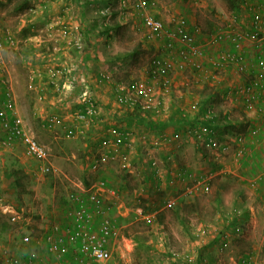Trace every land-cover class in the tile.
<instances>
[{
  "label": "rangeland",
  "instance_id": "374dc122",
  "mask_svg": "<svg viewBox=\"0 0 264 264\" xmlns=\"http://www.w3.org/2000/svg\"><path fill=\"white\" fill-rule=\"evenodd\" d=\"M23 1L0 0V32L4 36H12L14 40V45L9 42L6 44L4 65L0 67V80L1 83L5 81L6 85L12 88L15 114L22 119L29 134L47 149L50 163L58 172L54 175L37 177L35 173L38 161L28 158L23 145L0 149L1 203L10 204L20 214L22 212L21 218L14 224L10 223L0 212V250L20 251L22 253L17 256H21L23 252L33 250L30 247L22 248L15 245L22 236L42 240L45 233L55 223L61 225L64 230L71 228V213L74 212H71V206L76 204L71 196L77 193V196L85 197V189H89L95 183L105 182L108 191L116 193L114 197L111 194L106 195L105 202L107 207L111 208V215L116 218L118 231L112 257L107 264H180L178 261L170 260L168 255L164 254V237L160 234L158 222L153 219V216L159 212L165 213L163 225L168 230L174 250L182 253L199 250V246L190 240L183 229L184 226L180 223L181 218H185L186 222L197 229L202 226L208 227L201 237L200 244L205 254L214 256L215 264H242L245 257L249 258L252 264H264V117L255 116L251 132L243 136V145L246 148L243 156H239L236 152V147L240 145L236 136L227 135L226 141L224 140L227 149L220 150L216 144V148L209 151V157L205 160L201 157V152L192 138L177 136L178 138H174V141L169 144L152 147L150 142L142 143L137 139L143 132L147 134L149 140L153 136H155L153 138H158L159 133L157 131L148 133L142 126H135L136 141L133 142L134 154L132 155L134 163H129L128 166L115 160L103 165L98 171H94L88 165L90 157L104 152L105 149L102 148L101 151L100 144L95 143L89 147L87 143L89 139L97 140L100 135L98 134L99 129L97 125H94L86 130V133L77 135L75 138L66 137L67 131L73 126L72 111L74 108L62 106L61 111H57L58 101L61 102L57 98L62 96L51 86V70L55 67H70L79 73L80 71L77 70L81 68L78 62H80L81 55L85 54L84 57H86V54L91 52L90 41H96L97 51L105 56L114 54V51L125 47L135 48L138 44H144L143 17L132 6H126L127 10L119 12L115 17L129 23L125 39L106 45L104 37L94 36L90 41L87 40V44L83 36L84 50L80 54L72 48L65 47L60 28L63 24H69L78 26L82 31V21L89 24V17L96 12L95 10L83 13L75 1L68 0L66 4L63 3L64 0L48 2L44 0L33 14L29 12V8L36 5L35 0H28L29 8L20 6ZM156 1L157 6L151 9V13L161 16L166 30L173 28L171 23L173 18H185L189 21L191 20L190 15L195 16L200 24L190 22L189 25L201 26L202 34L207 36L202 37L204 43H199L200 45H204L210 34L219 28L230 26L240 29L226 0ZM115 7L118 9L123 7L120 0L115 1ZM164 42L165 39L148 42L149 46L145 45L143 48L145 50L141 54L140 63L125 62L115 65L118 67L116 69L118 75L122 77L126 72H130L134 79L147 83L150 78L148 73L152 58L161 55L164 59L168 54L165 49L158 51V47H162ZM49 44L52 50L47 49L50 48ZM40 45L45 49H41ZM209 50L211 55H214L217 48L213 46L207 51ZM43 51L47 52L45 62L40 58ZM253 52H258V48L253 47ZM206 53L205 57L210 58V54ZM88 55L91 56L90 53ZM211 59L214 57L211 56ZM91 60V57L86 59L88 65ZM195 60L200 62L202 59L196 58ZM102 67L104 68L103 65ZM44 76H47L45 80H43ZM201 76L203 74L192 72L191 66L184 71H175L171 86L166 91L159 89L156 92V96L163 100V108H168L172 102L171 93L173 98L177 96V100L181 97L188 99L187 94L191 92L196 91L201 94L207 85L216 90L218 86L209 82L207 78L200 79L201 81L198 82ZM84 78L88 85L94 84L91 76L86 75ZM238 78L239 76L229 74V81L226 85L231 83L230 79L235 82ZM36 80L42 83L37 84ZM110 80L115 82L113 79ZM193 86H202V89L194 87L193 90ZM1 92L0 87V94ZM222 97L224 98V95ZM229 98L223 99V103L218 104L217 109L229 108L231 104ZM201 99L202 95L195 101L198 102ZM256 105L260 106V104ZM117 109L125 111L119 107ZM48 112L59 114L62 120H65L64 124L47 129L43 118H46ZM86 148L90 151L87 152ZM162 154H168V161L161 157ZM135 157L139 160L134 159ZM152 157L156 159L163 173L170 168H175L188 171L194 176L211 178L213 183H211L210 190L201 192L199 196H186L184 185L177 182L169 183L164 174V181L160 183L161 189L147 198L146 187L151 189L152 184L148 182L146 186L145 182L151 176L149 161ZM209 160L212 161L211 164ZM219 165L221 169L215 170ZM21 167L25 168L30 175V179L26 182V191L13 187L8 177H5V180L9 181V186H3L5 184L1 183V176ZM247 172H250L251 176H248ZM217 175L223 176V179L216 178ZM124 182L128 185L122 186ZM219 189H222L220 195L223 199V206H225L224 211L228 212L233 208L240 211L245 209V211L240 222V232L233 238L225 233L213 246L209 243L222 229L221 214L218 213L216 203ZM240 190L245 196L242 206H240L242 199L238 201ZM169 198L176 199L177 206L173 209L166 208V200ZM234 198H236L235 204L232 203ZM139 199L141 202L138 201ZM145 206L153 211L149 209V212L144 214L142 210ZM179 213H181L180 216ZM25 219L30 220L31 223ZM137 238L156 243L158 247L148 250L139 245ZM36 250L39 253L43 251L41 247ZM39 259L40 262L48 261L45 254H41ZM54 263L56 264V261ZM63 264L73 263L72 261L69 263L67 258Z\"/></svg>",
  "mask_w": 264,
  "mask_h": 264
},
{
  "label": "built area",
  "instance_id": "2783aa9c",
  "mask_svg": "<svg viewBox=\"0 0 264 264\" xmlns=\"http://www.w3.org/2000/svg\"><path fill=\"white\" fill-rule=\"evenodd\" d=\"M262 1L249 6L251 21L248 30L230 26L219 28L210 34L204 45H200L197 39L199 36L204 37L202 28L197 24L189 25L185 18H173L171 20L173 28L166 30L164 22L155 18L151 13V9L157 6L156 0H121L120 3L124 8L130 5L141 14L144 30L150 39H165L164 49L168 53L161 61V64H165L164 67L156 66L157 76L154 81L149 84L136 83L135 88L126 95L124 100L130 105L138 103L142 109L157 108L161 104L160 98L156 96V92L161 89L158 82L164 80L165 88H169L172 84L173 76L169 78L164 76L166 70L170 69L174 73L177 70L184 71L191 66L197 70V73L203 74V77L216 84L221 93H226V99L230 97L228 99L231 102L230 110L231 107L242 105L255 116L264 117V0ZM29 12L36 13L35 7L29 8ZM60 32L66 44L65 47L83 49V33L78 26L63 24ZM249 41L258 48V52L253 56L244 52ZM8 42L14 45L13 37L4 36L0 32V67L4 65ZM225 44L230 45L231 49L220 50L215 59L205 57L206 50L213 46L219 48ZM196 58L202 60L197 62ZM229 69L233 70V76L236 75L239 78L235 82L230 79L231 83L226 85L229 81V74L222 76L221 72ZM74 71L70 67H55L50 74L51 86L63 99L67 100L71 97L74 102L71 105L76 107L72 115V129H69L66 134L68 138L84 134L94 124L101 122L100 106L93 88L83 79L79 78L78 82V76L74 74ZM3 82L6 86V93L0 107V149L23 145L27 156L39 162L35 173L37 177L56 174L58 171L50 163L47 149L29 134L22 119L15 114L12 88L7 86L5 81ZM120 88L124 87L120 86ZM74 93L76 96H73ZM45 120L47 129L59 124L63 125L65 121L57 113L48 115ZM132 140L131 133H122L116 127L110 128L105 141L100 146L101 151L102 148L105 151L99 152L100 155L93 160L92 170L97 171L103 165L115 160L128 165L131 161L130 154L134 150ZM237 140L240 145L236 147V152L239 156H243L246 151L243 145L244 137L241 135L237 137ZM171 141L172 138L165 136L156 140L153 147H160ZM223 149H227L226 146ZM124 151L127 153L124 154ZM153 167L155 176L161 179L163 172L156 160L153 162ZM164 174L167 179H170L169 183H182L186 195H200L201 192H208L211 187V178L194 176L183 169L170 168ZM85 194L86 197H79L75 194L71 196L78 206L77 210L71 213V228L64 230L61 225L55 223L51 226L50 232L46 233L42 240L37 241L38 245L44 243L46 252L53 259V262L48 261L42 264L63 262L69 254H71L73 264H107L110 261L118 231L116 218L111 215V208L107 207L105 196L111 194L114 197L116 193L109 192L105 182H99L85 189ZM1 201V214L7 216L10 223H16L21 218L22 212L20 214L10 204L5 205ZM176 203V199L169 198L166 200V208H173ZM199 234L204 235L202 232ZM32 241L28 236H22L19 244L21 247H28ZM32 249L22 258L7 249H2L0 250V264H41L38 251ZM242 264H252V262L245 257Z\"/></svg>",
  "mask_w": 264,
  "mask_h": 264
},
{
  "label": "trees",
  "instance_id": "16d2710c",
  "mask_svg": "<svg viewBox=\"0 0 264 264\" xmlns=\"http://www.w3.org/2000/svg\"><path fill=\"white\" fill-rule=\"evenodd\" d=\"M51 0H45V2H48ZM66 3L68 0H64ZM75 1L76 5L80 8V11L83 13H89L92 9L95 10V13H92V16H90L89 24H85L82 21V33L85 38V41L87 43V40L90 41L91 37L94 38V36H102L105 39L106 45H110V43H116L119 40H123L126 37L127 28H129V23L124 22L123 20H119L115 18L119 12H125L127 8H116L115 7V1L116 0H71ZM228 3V6L232 12H236V9L239 7L238 0H226ZM36 5L32 6L37 8V6H41L44 0H35ZM67 4V3H66ZM29 8V1L24 0L20 6ZM46 6V5H45ZM105 6V7H104ZM30 7V8H32ZM38 7V8H39ZM104 7V8H103ZM37 8V9H38ZM43 9V8H42ZM46 11V10H45ZM34 14V13H33ZM155 18H158V16L154 15ZM81 30V29H80ZM144 44H138L135 48H124L122 50H116L114 51V54H110L107 57L112 58L115 63H125L128 62V64L134 63H140L142 61V52L145 50L144 46L147 45V43L152 40L150 39V36L146 34V31L144 30ZM161 41L162 38L158 39V41ZM143 42V41H142ZM166 41L162 45V47H158V51H161L164 49ZM88 44V43H87ZM74 49L77 53L79 52L81 54L82 50ZM221 49L218 48L217 51L215 50L216 54L211 55L209 52V56L211 58L214 57V59L218 56V52ZM246 52V51H244ZM248 52V51H247ZM246 52V53H247ZM84 53V52H83ZM250 54V53H248ZM85 56V54H84ZM162 57L160 56H154L151 60V68L148 73L149 75V81L147 83H143L141 81H138L134 79V76L132 73L128 72L125 73L119 80H115V82H109L108 85L112 87L113 97L116 103L120 104L121 106H125L128 109H132L135 111L134 118L137 119L136 123L133 124L130 129L122 130V133H131L133 135V138H135V126L139 127L142 126L146 132H158V138H163L165 136L172 138V141H174V138H178L177 136H185L192 138L196 147L201 152V157L205 160L209 157V151L216 148V144L218 149L222 150L226 144L224 143L226 141L227 135L229 137L236 136L238 134L239 136H243L246 133H250L252 130V127L254 125L255 115L253 112L248 110L247 108H244L241 112L237 113V115H232L231 112H229L228 108H220L217 109V105L223 103V93L221 95L218 91L215 90V88L207 85L205 86L202 95V99L197 101H194V94H187V98H177V96H174L171 93L172 102L168 106V108H163V100H161V104L157 106V108H151V109H142L138 103L130 105L128 101H125L124 98L126 95H128L129 92H131L135 86L136 83H142V84H149L154 81L156 78V66L157 67H164V63L161 64ZM160 62V64L158 63ZM158 63V64H157ZM216 69L217 67H213ZM188 69V68H187ZM186 69V70H187ZM192 72H197L196 69L191 68ZM218 73L217 71H215ZM228 71L221 72V75L224 76ZM230 73V72H229ZM127 74V77H125ZM173 71L170 69L166 70V73L164 76L167 78L173 76ZM47 76H44L46 79ZM125 77V78H124ZM111 78V77H110ZM108 77L99 76V79H101L102 82L107 83L109 81ZM40 79V78H39ZM34 80V79H33ZM244 80V79H241ZM151 81V82H150ZM37 82V80H36ZM158 85L161 89L166 91L167 88L164 87V80H160L158 82ZM120 86L124 87L123 89L120 88ZM0 87L2 88V92L0 94V104L2 105V102L5 98L6 93V86L4 83H1L0 80ZM194 87L193 86V90ZM227 88V86H226ZM198 89V87H197ZM202 89V88H201ZM189 100V101H188ZM191 101V102H190ZM0 105V107H1ZM44 126L46 127L47 122L46 120L43 121ZM133 127V128H132ZM1 133V132H0ZM170 133V134H167ZM145 132H143L142 135H139L138 141L140 142H150V146L153 147L154 142L158 140V138L150 137L149 140L148 136H146ZM225 140V141H224ZM105 141V140H104ZM171 141V142H172ZM101 142V140H100ZM98 142V144L100 143ZM103 142V141H102ZM102 142L100 144H102ZM170 142V143H171ZM224 143V144H222ZM169 144V143H166ZM162 146V145H161ZM124 154L127 152L124 151ZM138 157V156H137ZM135 157L134 159H136ZM165 161H168V154H162L161 156ZM139 158V157H138ZM137 158V159H138ZM131 162L134 163L133 159ZM152 163V160H151ZM209 163L211 164L212 161L209 160ZM153 166V165H151ZM221 166H216L215 170H219ZM253 171V170H252ZM9 179H11V185L13 187H18L21 189H24L22 191H26V182L30 179V175L25 171V168L21 167L16 170H11L8 174H6ZM248 176H251L250 172H247ZM216 178L223 179V176H216ZM215 178V179H216ZM214 179V178H213ZM214 179V180H215ZM260 179V178H259ZM170 179L168 178V181ZM157 180L152 176H149L145 182V185L147 186L148 182L151 183V189L146 187L145 192H147L149 198L151 194L154 192H157L158 190L155 188V182ZM262 181V180H260ZM213 183V180L212 182ZM107 186V184H106ZM222 190V189H221ZM221 190H218L217 194V210L218 213L221 214L220 222L222 223V229L220 232H218L217 237L213 239L209 245H215L221 237L224 236V234H228L231 238L236 236L241 229L240 222L241 218L243 217V213L245 209H242V211L238 210L237 208H233L230 211L226 212L224 211L223 206V199L221 198ZM1 192V190H0ZM21 192V191H20ZM77 193H75L76 195ZM239 194V200L240 206L243 204V199L245 198L243 192L240 190L238 191ZM1 197V195H0ZM86 197V196H85ZM139 202L140 199L138 200ZM232 203H236V198H234V201ZM71 212L77 210L78 206L76 204H73L71 206ZM176 205L173 207L175 208ZM170 208V209H173ZM151 209L148 206L143 207V213L146 214L149 212L148 210ZM152 210V209H151ZM150 210V211H151ZM153 211V210H152ZM179 216L181 213L178 214ZM164 212H159L156 215L153 216L154 221L158 222V226L160 229V234L164 237L163 247H164V254H167L170 260L178 261L180 264H215V258L213 255L205 254L203 252L202 246H201V234L202 232L204 234L205 230L208 229L207 226H202L201 229L196 230L192 224L186 222L185 218H181L180 223L184 226L183 229L185 232H187V235L189 236L190 240L195 242L197 246H199V250L195 252H187L182 253L178 250H174L173 248V242L171 240V237L168 234V230L163 225L164 222ZM146 223V222H145ZM137 242L141 247H145L148 250L151 249H157L158 244L156 243H149L148 241H143L140 238H137ZM207 243V244H208ZM23 248V247H22ZM202 249V250H201ZM70 255V256H69ZM67 255L66 259H69V263L72 261L71 254Z\"/></svg>",
  "mask_w": 264,
  "mask_h": 264
},
{
  "label": "crops",
  "instance_id": "0c3cea01",
  "mask_svg": "<svg viewBox=\"0 0 264 264\" xmlns=\"http://www.w3.org/2000/svg\"><path fill=\"white\" fill-rule=\"evenodd\" d=\"M259 2L261 3L263 1L260 0ZM259 2H257V0H238V3H239V6L240 7H239V9H236V12H233V13L235 15L234 18L238 22V25H239V28L240 29L248 30L250 28L251 16H250V12H249V6L250 5H255V3H259ZM154 15L158 16V18L161 19L160 18L161 16L159 14L155 13ZM190 18H191V20L188 21L189 24H190V22L200 24L199 21L196 20L197 18H195V16H191L190 15ZM31 27H33V25H31ZM205 37H207V36L204 35V38ZM197 40H198V43H200V44L201 43H204V39H202L201 36H199ZM89 43H90V45L92 47L91 52H89L91 56L88 55L89 53L86 54V57H84L83 55H81L80 62H78V66L81 68V70H79V69L77 70L76 69L77 71H80V72L77 73L76 71H74V74H76L78 76L77 77V81L78 82H79V78L84 80L85 79L84 77L86 75H87V77H88V75L92 77V79H93L92 82H94V84H92V85L89 84V85L91 86V88H93V90H94V92L96 94V98H97L98 102H100L99 103L100 108L102 107V110H100V113H101V116H100L101 122L98 123V124H94V125H97V128L99 129V133L98 134H100V135L97 138V140H94V141L91 140V139L88 140V143L87 144H89V147H91L95 143L98 144V142H100V140H101V142L102 141L104 142V140L106 138L107 131L110 128L116 127V128L122 129V130L129 131L128 129H130V127L133 124L136 123L137 119L134 118V114H135V111L134 110L128 109L127 107L121 106L120 104L116 103V101L114 100V97L112 96L114 90H112V87L108 85L109 82H114V81H111L110 79L119 80L121 78L118 75V73L116 72V69L118 67H116L115 65H119V64H122V63H115V61L112 59L113 57L112 58H109V57H107L108 55L105 56L102 53L98 52L97 51L98 44H97L96 41H92V42L90 41ZM177 45H180V44H177ZM246 45H245L246 46L245 47V51L246 52L248 51L247 53H250L251 56H253L254 54L257 53V52H253V47H255V46L253 45L252 42L249 41V42H247ZM221 46L222 47H219L221 50H230L231 49V46L230 45H227V44L221 45ZM40 47H41V49H45L44 46H41L40 45ZM216 48L218 49V46ZM47 49L52 50V46L50 45V48H47ZM206 52H208V53L210 52L211 53L210 50L209 51L206 50ZM246 52H245V54H247ZM46 53H47L46 51H43L41 53V55H40V58L43 59V62H45V55H46ZM89 57H91L92 60L90 61L89 65H88L87 64L88 62L86 61V59H88ZM126 63H128V62H126ZM102 65L104 66V68L102 67ZM126 73L128 74V72H126ZM227 73L230 74V75H233L234 72H233L232 69H229ZM127 74H126L125 77H127ZM100 75L103 76V77H108V78L111 77V78L109 79V81L107 83H104V82L101 81V79H99V76ZM40 77H42V76H40ZM204 78L205 77L201 76V78H199L198 82L201 81L200 79L203 80ZM43 80H45V78H43ZM208 81L210 82L209 79H208ZM36 83L37 84H40V83H42V81H39V82H36ZM201 88H202V86H198V89H201ZM216 90L221 93V91L219 90V87H216ZM190 94H192V95L194 94V101H195V100H198V98L202 94V92L200 94V93H198V92L195 91V92H191ZM73 96H76V94L74 93ZM226 96H227V94L225 93L224 94V99H226ZM57 99L61 101V102L58 101V103L60 104V105L59 104L57 105L58 106L57 107V111L58 112L61 111L62 106H66V107H69V108L73 107L74 110L76 109L75 106L71 105V104H74V102H73V100H72L71 97L70 98H67V100L65 99L64 101H63V98L60 97V96ZM117 107H119L120 109H124L125 111L122 112V111L118 110ZM242 110H244V108L241 107L240 105H238V106L231 107V110H229V112H231L233 115H236L237 113L241 112ZM50 114H55V113L48 112L46 117H48V115H50ZM43 119L45 120L46 118H43ZM261 131H263V130H261ZM262 134L263 133H261V135ZM245 135H248V133L244 134L243 136H245ZM236 137H238V134L236 135ZM134 141H136V138H133L132 142H134ZM85 150L87 152L90 151L89 148H86ZM133 154H134V151H132V153L130 154L131 155L130 156L131 160H132V155ZM99 155L100 154H98L96 156L93 155L92 157H90V160L88 162V165H89V167H91V169H92L93 160L97 156H99ZM28 158H32V157H29L28 156ZM32 159L34 160V158H32ZM136 160H139V159L136 158ZM151 160H152V163H151ZM155 160L156 159L154 157H152L150 159V161H149V165H150L151 170H152L151 176L153 175V177L157 180L155 182V188L157 190H160L161 189V184L160 183H161V181H164V178H163L164 173H162V178L163 179L162 178L159 179V178H157L155 176L156 175L155 174V169H154L153 166H151V165H153V162H155ZM130 163H132V162L130 161ZM38 164H39V162H38ZM38 166L39 165L36 166V172H37ZM142 173H144L143 170H142ZM5 177H7V175L4 173L3 176H1V183L2 184H5L3 186H9L8 185L9 181H6L7 179L5 180ZM166 180H168V179L166 178ZM124 185L126 186V185H128V183L127 182H124V184H122V186H124ZM127 189L129 190V188H127ZM5 218H7V216H5ZM25 220H27L28 223H31L30 220H28V219H25ZM50 230H51V227L49 228V230L46 233L50 232ZM46 233H45V235H46ZM32 240L33 241L31 243V245L28 246V248L30 247V249L31 248L36 249L38 247H41L43 249V251L41 253H39V251H38L39 257H41V254H45L47 256L48 261H52L53 262V259L46 252L44 243L38 245L37 241H40L41 239L40 240H34L32 238ZM15 245L18 246V247H20L19 242L16 243ZM21 250H22V248H21ZM12 253L17 256V254H21L22 252L18 251V252H12ZM25 254H27V252H23V254L21 256H19V257L22 258ZM71 259H72V257H71ZM65 260H66V258H65ZM48 261H46V262H48ZM46 262L42 261L40 263L42 264V263H46ZM63 262L56 261V264H63ZM72 263H73V261H72Z\"/></svg>",
  "mask_w": 264,
  "mask_h": 264
},
{
  "label": "clouds",
  "instance_id": "9594fccd",
  "mask_svg": "<svg viewBox=\"0 0 264 264\" xmlns=\"http://www.w3.org/2000/svg\"><path fill=\"white\" fill-rule=\"evenodd\" d=\"M120 2H121V0H120ZM228 109L230 110V108H228ZM186 196H199V195H186ZM176 206H177V203H176Z\"/></svg>",
  "mask_w": 264,
  "mask_h": 264
}]
</instances>
